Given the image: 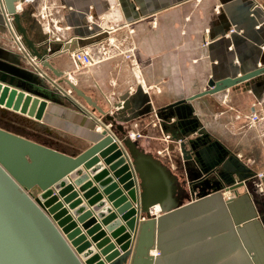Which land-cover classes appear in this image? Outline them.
Segmentation results:
<instances>
[{
  "label": "water",
  "instance_id": "95a60500",
  "mask_svg": "<svg viewBox=\"0 0 264 264\" xmlns=\"http://www.w3.org/2000/svg\"><path fill=\"white\" fill-rule=\"evenodd\" d=\"M16 1L4 0L6 10L14 16L28 47L38 58L37 65L27 62L25 68L37 73L45 70L62 91L71 88L75 100L101 114L99 126L103 129L90 138L86 148L68 153L0 126V264H160V256L150 253L156 246L157 224L187 209L216 205L225 212L231 199L222 196L224 190H235L255 173L238 155L231 154L225 157L220 178L212 180L208 172L217 163L198 167L201 151L208 156V150L206 146L198 148L197 143L190 145L187 139L180 142L177 153L170 151L175 169H168L169 161L158 152H165L160 136L150 146L142 144L140 137L133 140L129 136L130 130H145L142 126L152 120L155 111L149 93L137 82L133 56L127 57L133 41L128 38L120 47H113L108 33L101 32L73 40L64 37L66 42L58 43L57 34L50 28L46 30L47 22L37 16L32 21V27L39 22V37L35 40L22 23ZM100 41H106L105 56L95 46ZM77 50L92 57L93 64L86 71L107 61H121L131 73L125 89L117 97L107 95L94 81L93 87L103 100V106L99 105L85 85L74 83L66 75L74 68L72 52ZM58 58L66 59V67L53 63ZM261 74L264 65L222 78L207 89L158 108L156 114L164 120L176 115L181 139L186 138L200 123L194 99L222 92ZM11 77L10 81L7 77L0 80V110L9 109L42 121L49 99L33 86L16 85L19 83ZM163 129L167 130L165 124ZM168 147L173 149L174 144ZM234 175L242 181L236 182ZM181 176L185 183L188 181L192 196L201 200L170 213L173 207L183 204L175 196ZM221 177L228 187H224ZM35 188L36 194L32 192ZM157 203L168 214L153 216L150 210Z\"/></svg>",
  "mask_w": 264,
  "mask_h": 264
},
{
  "label": "crops",
  "instance_id": "0c3cea01",
  "mask_svg": "<svg viewBox=\"0 0 264 264\" xmlns=\"http://www.w3.org/2000/svg\"><path fill=\"white\" fill-rule=\"evenodd\" d=\"M43 7L44 18L39 14ZM19 12L23 25L35 40L39 37L36 35L39 22L32 27L36 16L47 22L46 30L50 28L56 33L58 40H55L62 44L66 42L64 37L73 40L107 32L111 45L119 47L132 37L136 46L134 51L137 50L135 59L143 63L149 59L152 61L144 63L143 67L137 62L136 74L140 79L137 82L150 95L155 116L158 108L203 90L201 86L211 72L216 77L215 81H218L254 70L260 67V61H264V0H35L25 4ZM90 16L92 21L89 20ZM232 27L238 30L230 32ZM6 29V17L0 0V30ZM106 41L95 44L98 52L104 56ZM29 50L33 55L32 50ZM52 61L60 68L67 65L65 58ZM109 62L98 64L88 71L85 69L89 66L83 68L80 74L73 69L66 71V74L73 75L76 83L85 85L86 92L96 98L101 106L102 96L94 89V81L100 84L107 95L117 97L130 78L126 69H120L121 64ZM22 69L25 71L23 74L32 79L24 78L26 88L33 86L39 90L33 83V79L38 80L36 75L48 85L47 92L43 94L49 99L44 118L35 121L9 109H1L0 126L18 132L13 125L18 126L19 130L25 124L15 123L13 117L33 120L39 123L37 132L41 137L27 135L29 138L42 140L68 153L71 152V146L79 142L77 140H81L79 144H84L86 148L90 138L95 133L100 134L103 129L99 126L101 114L75 100L66 90L62 91L45 70L37 73L24 66ZM18 73L19 76H11L23 79L22 72ZM3 78L0 77V80ZM255 78L259 79V76ZM252 83L246 81L241 85L251 87ZM231 89L234 88L226 89L230 90L229 98L238 104L240 93ZM216 94L193 100L195 114L204 127V136L207 134L211 140L218 142L226 156L236 155L239 151L235 146L245 151L247 145L243 142L244 138L240 145L233 144L236 142L234 137L226 135L224 129L228 117L224 112L216 120L210 118L214 105L209 100ZM200 102L203 107L201 111ZM175 120H178L176 115L167 120L156 116L154 122L143 125L146 129L138 132L149 139L144 140V144L150 146L160 136L159 142L165 145L164 150L169 151L171 141L167 142L164 136L179 132L175 128L178 127L174 125ZM163 124L167 126L166 131ZM260 128L264 129V121L260 123ZM25 129L29 131L27 125ZM114 130L119 132L117 128ZM196 134L194 132L186 138H193ZM260 135H246L251 151L255 154L251 161L255 162L252 166L242 160L255 174L243 181L234 175L236 182L242 181L243 184L235 190H224L222 196L231 199L225 212L220 206L210 205L198 210L173 213L189 202L201 200L192 196L188 181L186 186L179 183L175 196L182 201V207H173L170 211L173 214L157 224L155 229L156 246L151 249V253L161 249L160 264H264V185L261 186L262 178L260 180L256 176L258 172L264 173V166L256 163L258 156L262 158L264 155V138ZM158 152L163 153L161 150ZM174 168L175 165H172L170 169L174 171ZM221 169L223 166L219 165ZM224 187H228V184L225 183ZM157 205L161 206L159 203ZM166 214L168 212L161 216Z\"/></svg>",
  "mask_w": 264,
  "mask_h": 264
},
{
  "label": "rangeland",
  "instance_id": "374dc122",
  "mask_svg": "<svg viewBox=\"0 0 264 264\" xmlns=\"http://www.w3.org/2000/svg\"><path fill=\"white\" fill-rule=\"evenodd\" d=\"M257 24L258 23H256V25ZM127 32H129V30H127ZM131 41H133L132 37H131ZM26 47L27 46L25 45V48ZM133 48L136 49V46L134 44H133ZM136 51L137 50H135V52ZM27 62H28L27 59H25V57L22 55L18 45L15 43L11 33L9 32L8 27L6 30H0V77H7L5 79L10 81L11 75H13V76L18 75L19 76L18 72L20 71V72H22L23 79H18V78L16 79V77H11V78L12 79L14 78V80H16L19 83L16 85L22 86V83H24V78H26L27 80H32V79H29L28 75L23 74V72L25 73V71L22 68H23V66L24 67L26 66ZM138 62H139V66L141 64L142 67H143L144 63H152V61L150 59L148 61H145L144 63L142 60L139 59ZM118 64H121L120 69H122L123 65H122L121 61ZM258 65L259 66L264 65V61H260L258 63ZM137 67L138 66L136 64L134 67L135 71L137 70L136 69ZM13 70L16 71V73H14ZM123 70H124V68L122 69V71ZM77 73L80 74L81 72H77ZM129 74L131 77L130 72H129ZM35 77L38 78V80H39L38 81L36 79H33L34 85L39 89L37 91L44 94L45 92H47L46 91L47 90L46 88L48 86L47 83L39 75H36ZM136 79L138 81L140 80V79H138V74H136ZM215 79H216V77H214L213 73L211 72L209 74V77L206 78V81H205L204 85L201 86V88L203 90L209 88L210 83L215 82ZM250 81L253 82L251 87H243L241 84H238V85L233 86L234 89H231V90H234V91H237L238 93H240L239 94L240 96L238 97L240 99H239V101H237L238 104H236L234 101H231V99L229 98L230 97V95H229L230 90H225V91L219 92L218 94L214 95L209 101L214 105V112L210 115V118L216 120L215 118H218L221 113L224 112V114H226V117H228V119H226V122H225L226 126L224 129V132L226 133V135H228L230 137H234L236 142L233 144H236V145L237 144L240 145L241 139L244 138L243 142L245 145H247L246 150L241 151L240 147L238 148L237 146H235L237 148V149L236 148L235 149L239 151V152H237V154L241 157V159H243L244 161H247L249 163V165L253 166V162H255V161H251V158L253 159L255 154L253 153L254 151H251V147L248 144L249 139H247L246 135L259 133V134H262V136L260 135V137L264 138V129L260 128V123L264 121V74L259 76V79L254 78V79H251ZM36 82L38 85H36ZM67 90H71V89L69 88ZM257 91H258V95H256ZM71 92H72V90H71ZM247 94H249V95H247ZM256 96H260V97H256ZM239 103H242V104L244 103V105L240 106ZM198 104H199V110L201 111L202 110L201 108H203L201 105V102ZM84 105L86 106V104H84ZM254 113H256L258 115V120L256 122H252L250 119L251 114H254ZM15 116H18V115H15ZM155 117L156 116L153 113L151 116L152 120H150L148 122V124H151L152 122H154ZM13 119H14L13 121H16L18 118L13 117ZM130 132L131 133L132 132L139 133L140 134L139 137L141 138L140 142L142 144H144V140L148 139V138L143 139L144 134L138 132V130H136V131L130 130ZM130 132H129V134H130ZM77 141H79V142L74 143V144L72 143L73 145L71 146V152L70 153H78L79 151H81L85 147L84 144H79L81 142V140H77ZM262 141L264 142V140H262ZM166 150H165V152L161 153L160 156L169 161V164L167 167H168V169H170L172 165L174 166V162L172 160V153L170 151H166ZM255 159L257 160V158H255ZM256 163H260L261 165L264 166V155L262 158L260 156H258V162H256ZM256 163H254V166H256ZM259 173H261V172H258V174ZM178 179H179L180 184L182 183V185L186 186V183L183 181L182 176L179 177ZM32 192L34 194H36L38 191L35 188L32 190ZM150 212L153 216H155L157 218H159L162 214L166 213L165 211L162 210L161 206H159V205L153 206V208L150 210ZM142 218H143V216H142Z\"/></svg>",
  "mask_w": 264,
  "mask_h": 264
},
{
  "label": "flooded vegetation",
  "instance_id": "af4514ba",
  "mask_svg": "<svg viewBox=\"0 0 264 264\" xmlns=\"http://www.w3.org/2000/svg\"><path fill=\"white\" fill-rule=\"evenodd\" d=\"M0 117H1V114H0ZM199 122H200V119H199ZM175 124L178 125V127H175V128L177 130L179 129L178 130L179 132L177 131L178 133L177 134H174V135L171 134V137H172L171 143L174 144V147H173V149L170 148L171 150H169V151L177 153V151L180 148V146H179V148L177 147V141L180 140V142H181L183 139L184 140L187 139L186 141L190 145H195L197 143L196 145L200 149H202L203 147L206 146L209 155L208 156L206 155V153H205L206 151H204V152L201 151V153L199 155L201 162L199 163L197 161L198 167H200V168H203V167L205 168V167H209V166H212L213 167V164L216 162L217 165L215 164L214 167L211 169L213 171L210 170L208 172V176L210 178H213L212 180H215L214 178H220V176L218 174L219 171H220L219 170V165H222L223 166V163H224L225 157H226L225 151H224L223 148H221L220 144L218 142H216V141L211 140L209 137L204 136V129H203L204 127L200 123H199V126L196 129L194 128L195 130L190 131L188 133V135H189V134H192L194 132H197V134H196L195 137H193V138H182L181 139V136H180L181 133L180 132H181L182 128L179 127L178 120L176 121V123H174V125ZM189 125H193V123H191ZM180 142H179V144H180ZM193 165L196 166V164H193ZM194 166H193V168H194ZM223 169H224V167H223ZM221 180H222L223 185H225L226 182H224V180L222 179V177H221Z\"/></svg>",
  "mask_w": 264,
  "mask_h": 264
},
{
  "label": "built area",
  "instance_id": "2783aa9c",
  "mask_svg": "<svg viewBox=\"0 0 264 264\" xmlns=\"http://www.w3.org/2000/svg\"><path fill=\"white\" fill-rule=\"evenodd\" d=\"M35 0H17L16 2H15V6H16V9H17V11L19 12L22 8H23V6L25 5V4H29V3H32V2H34ZM1 3H2V8H3V12H4V14H5V17H6V24L8 23V19L9 20H12L13 22H15V19H14V16L12 15V14H10V13H8L7 12V10H6V7H5V3H4V0H1ZM43 11H45V7H43L42 8V10L40 11V15L44 18V12ZM89 20H91L92 21V16H90L89 17ZM8 27V26H7ZM8 30H9V28H8ZM235 31H237V29L235 28V27H232L231 29H230V32H235ZM9 32H10V30H9ZM11 33V32H10ZM12 35V34H11ZM13 37V36H12ZM14 39V38H13ZM20 49V48H19ZM20 52L24 55V56H26V58H27V60H28V62L33 66H35V65H37V63H38V61H37V57L36 56H34V55H32L31 53H27L26 51H24V50H21L20 49ZM130 56H133V59H132V61L133 60H136L135 58V54H134V48H132L131 49V55H127V57L129 58ZM72 58H73V62H74V68H73V71L74 72H79V71H81L83 68H86V67H88V66H90V65H92L93 64V61H92V57L87 53V52H85V51H83V50H77V51H74V52H72ZM133 64H137V60L135 61V63L133 62ZM67 77L71 80V81H73L74 83H76V80L74 79V77H73V75H71V74H67ZM66 92L68 93V94H71V90H66ZM155 112V111H154ZM156 114V113H155ZM156 116H157V114H156ZM158 117V116H157ZM250 119H251V121L252 122H256L257 120H258V115L256 114V113H254V114H251V116H250ZM167 135L169 136V137H167ZM129 136H130V138H132V139H136V138H138L139 136H140V134L139 133H134V132H132V133H130L129 134ZM164 138H165V140L167 141V142H169V141H171L172 140V137H171V135L170 134H166L165 136H164ZM178 142H180V140H178ZM256 176H258V178L260 179V178H262V180H261V183H262V185L261 186H263L264 184H263V177H264V173L263 172H261V173H257L256 174Z\"/></svg>",
  "mask_w": 264,
  "mask_h": 264
},
{
  "label": "bare ground",
  "instance_id": "6f19581e",
  "mask_svg": "<svg viewBox=\"0 0 264 264\" xmlns=\"http://www.w3.org/2000/svg\"><path fill=\"white\" fill-rule=\"evenodd\" d=\"M7 26H8V28H9V30H10V32H11L13 38H14L15 43L18 45V47H19L21 50H24V51H26L27 53H30V50H29V48H28V45H27V43H26V41H25V39H24L22 33L19 31L16 22H13L12 20H9V19H8ZM24 44L27 46V47H26L27 49L25 48V45H24ZM37 61H38V59H37ZM66 75H67V74H66ZM254 78H255V77H254ZM252 79H253V78H252ZM242 83H244V82H242ZM142 84H144V83H142ZM230 88H231V87H230ZM70 89H71V88H70ZM227 89H229V88H227ZM194 100H195V99H194ZM253 104H254V103H253ZM167 137H169V136L167 135ZM253 176H254V175H253ZM131 238H132V243L135 242V241H133V239H134V232L131 233ZM150 253H151V250H150ZM151 254H153L154 256L158 257V256L161 255V252H160V251H159V252L157 251V252H153V253H151Z\"/></svg>",
  "mask_w": 264,
  "mask_h": 264
},
{
  "label": "trees",
  "instance_id": "16d2710c",
  "mask_svg": "<svg viewBox=\"0 0 264 264\" xmlns=\"http://www.w3.org/2000/svg\"><path fill=\"white\" fill-rule=\"evenodd\" d=\"M17 118V117H16ZM12 120H14L12 118ZM15 123H19V124H25V126L21 127L19 130L17 129L18 126L13 125L14 129H16V131H18L17 133L23 134L25 136H34V137H41V135L38 134V128H39V123L35 122V121H31V120H27V119H17L16 121H14ZM26 125L28 126V130L27 131L25 129ZM42 142V140H37ZM44 143V142H43ZM47 144V143H45Z\"/></svg>",
  "mask_w": 264,
  "mask_h": 264
}]
</instances>
